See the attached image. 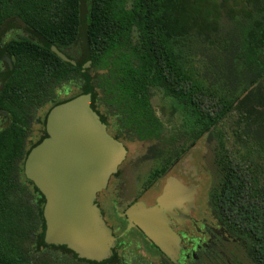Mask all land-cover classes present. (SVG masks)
Masks as SVG:
<instances>
[{"label":"trees","instance_id":"obj_1","mask_svg":"<svg viewBox=\"0 0 264 264\" xmlns=\"http://www.w3.org/2000/svg\"><path fill=\"white\" fill-rule=\"evenodd\" d=\"M14 23L27 36L0 46L11 64L0 72V264H23L38 230L36 248L54 247L42 240L43 197L23 176L29 117L88 93L115 139L154 142L143 160L172 163L206 136L208 205L264 264V0H0V33ZM70 79L79 91L57 98Z\"/></svg>","mask_w":264,"mask_h":264},{"label":"water","instance_id":"obj_2","mask_svg":"<svg viewBox=\"0 0 264 264\" xmlns=\"http://www.w3.org/2000/svg\"><path fill=\"white\" fill-rule=\"evenodd\" d=\"M48 48L71 67L83 71L89 66L69 59L53 45ZM1 58L11 65L7 56ZM90 103L88 93L52 106L44 120L46 134L26 153L22 170L44 200L43 243L63 247L78 260L101 263L113 256L117 243L95 197L116 173L126 149L107 132ZM194 193L193 186L185 187L171 177L156 205L136 202L120 216L126 217L127 230L137 229L173 264H179L180 238L166 214L178 220L171 210L179 212L182 202L192 210Z\"/></svg>","mask_w":264,"mask_h":264},{"label":"rangeland","instance_id":"obj_3","mask_svg":"<svg viewBox=\"0 0 264 264\" xmlns=\"http://www.w3.org/2000/svg\"><path fill=\"white\" fill-rule=\"evenodd\" d=\"M27 36L20 25L14 23L9 24L0 33V46L11 39ZM66 52L77 58L78 54L74 47L66 49ZM5 65L0 61V70H4ZM81 83L78 79H70L66 82L60 83L54 89V95L57 98H64L71 96L79 91ZM48 106L45 105L35 113V119L31 127V137L34 141L38 138V128ZM98 111L105 114L103 107L99 106ZM1 124L3 118H0ZM111 132V130H109ZM206 136H202L197 140L181 158L171 168V177L176 178L185 185L195 186L194 203L195 210L191 213V217L196 221L206 219L209 223L208 210L206 208L207 193L214 181V174L212 168V158L210 148L208 146ZM126 156L124 161L117 168L108 180V184L98 193L95 201L99 204L102 210L104 220L107 225L114 226V234L118 237L119 246L114 249L116 260L113 264H136L138 262H146L151 264H163L164 257L156 250L150 248L143 240L141 235L136 230H126L124 224H117L116 213H121L125 202L130 200L138 192L140 200L146 205H151L154 198L158 194L153 188L151 182L152 172L155 171L159 165L156 161L143 160L142 157L146 153L148 146L152 143L141 141H122ZM23 180V179H21ZM143 185L149 184L145 191L140 192ZM118 191V193H116ZM118 209H115L117 208ZM116 212H115V211ZM190 229V235L196 236L190 222H186ZM176 231H180V227L176 226ZM26 260L30 264H52L57 260L66 259L70 264H79L74 257L58 248H36L32 241L26 246ZM64 264V263H63ZM112 264V263H111ZM205 264H216L213 261H206Z\"/></svg>","mask_w":264,"mask_h":264},{"label":"flooded vegetation","instance_id":"obj_4","mask_svg":"<svg viewBox=\"0 0 264 264\" xmlns=\"http://www.w3.org/2000/svg\"><path fill=\"white\" fill-rule=\"evenodd\" d=\"M0 61H2L5 65V69L0 70V72H5L7 63L3 59ZM1 86H2V81L0 80V88H1ZM42 107H44V106H39L37 109H35L33 112V115L29 117L30 123H29V127L27 129V134H26V138H25L26 139L25 148L30 146L32 143H35V142L38 143L39 140L42 137H44L46 134L45 133L44 120H45V116L48 112L47 109H46L45 113L43 114L41 122L38 123L39 124V128H38V131H39L38 135L39 136L34 141L32 140L31 131H30L33 121L36 120L35 119V113L39 109H41ZM5 117H6L5 112L2 111V113H0V118H3V123L1 124V122H0V129H2V127L4 126V124L6 122ZM106 129H107V132L114 138V136L109 131V129L107 127H106ZM116 140H118V139H116ZM148 143H151V142H148ZM151 147H152V145L147 147L146 153L148 152V150ZM183 154H181V156ZM181 156L178 159L174 160L172 163L170 162L168 164L163 159H161L160 157L156 158V159L155 158L150 159L152 161H156L157 164L159 165V167L155 171L152 172L151 182H149L150 184L152 183L153 188L156 189L158 194L154 198L153 203L151 205H146L142 200H140V197L138 196L139 191L136 192L135 196H133L130 200L125 202L124 208L122 209V212L116 213V216H117V218H116L117 222L116 223L117 224H121V223L124 224L126 226L125 231L127 230V226H128L127 219L125 216L121 217L120 215L123 214L124 211L129 206H131L132 204H134L136 202H143L145 204V206H147V207L156 205L157 204V202H156L157 198H159L163 194L164 189L168 185V182L170 181V183H171V175H170L171 168L181 158ZM177 181H179V180H177ZM179 182L182 183L181 181H179ZM25 185L28 187L29 192L33 191L31 184H25ZM148 185L149 184H146V185L142 184L140 192L145 191L146 187ZM183 185L185 187L193 186V185H185V184H183ZM193 187L195 188V186H193ZM116 193H118V191H116ZM39 197L40 196H36V198H35L36 201L39 199ZM207 200H208V195H207ZM193 203H194V195H193ZM193 203H192V207H193L192 210L189 209L186 202H182V205L179 208V212H177L175 209L171 210V212L175 216L178 217V220L172 218L169 214H166L167 218L170 220V224H169L170 228L180 238L181 248L179 250V259H178L179 264H205L206 261H213V263H216V264H261V263H257L255 261V259L252 258V256L250 255V253L247 249L248 248L247 243L241 239V236L239 234H238V236L235 234H232V232L229 230V228L224 224L223 220L219 219L218 216L212 211V209H210V207L208 205V201H206V208L208 210L209 219L212 220V223H209L206 219H202L201 221L194 220L190 215L195 210ZM96 204H97V206H98V208L102 214L103 220H104L102 210L100 209L99 204L97 202H96ZM115 209H118V206ZM104 222L106 223L105 220H104ZM186 222H190V225H191L194 233L196 234V236L190 235V229L186 225ZM106 225H107V223H106ZM107 226L109 228H111L112 235L116 238V243L118 244V237H116L114 234L115 227L110 226V225H107ZM176 226L180 227L181 230L176 231V228H175ZM131 229L136 230L141 235L143 240L148 244V246L150 248L158 251L164 257V259H166L170 263H172L155 246H152L148 241H146L144 239L143 235L137 229L130 228V230ZM39 232H40V230H38L36 232L37 234H34V238H33L34 240H32V241L37 240V236H38ZM113 252H114V250H113ZM25 262H26V260L23 262V264H30L28 262H26V263Z\"/></svg>","mask_w":264,"mask_h":264}]
</instances>
